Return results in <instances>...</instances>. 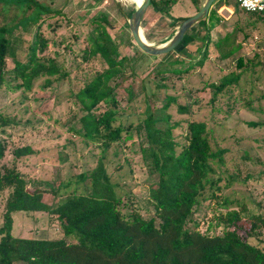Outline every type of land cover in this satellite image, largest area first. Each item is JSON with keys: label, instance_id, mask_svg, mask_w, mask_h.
Listing matches in <instances>:
<instances>
[{"label": "rangeland", "instance_id": "1", "mask_svg": "<svg viewBox=\"0 0 264 264\" xmlns=\"http://www.w3.org/2000/svg\"><path fill=\"white\" fill-rule=\"evenodd\" d=\"M197 1L200 7L204 0ZM216 1L211 9L216 8ZM134 2L51 0L49 6L58 14L40 28L43 38L47 39L40 54L52 58L61 72L49 76L48 83H45L46 76L35 78L27 90L12 91L10 88L19 80L5 72L14 62L26 61V46L34 26L14 33V50L5 57V72L0 80V112L9 120L0 130L4 147L0 165L13 166L29 192L34 188L44 190L40 201L49 210L13 211L10 234L73 240L63 234L57 217L50 211L65 195L57 196L50 190L77 182V191H85L87 187L77 181V176L94 169L101 154L102 167L116 192L132 199L128 202L143 217L150 216L152 206L147 188L155 181L156 174L139 153V148L146 144L142 120L148 109L155 126L174 124L170 131L176 143L185 141L188 121L203 122L210 150L219 152L211 161V180L217 179L214 187L219 189H213L214 197L193 207L192 223L196 222L204 230L218 216L225 218L227 211L237 212V219L227 228L264 249V24L228 6L230 11H217L218 21L208 31L201 19L169 53L149 55L136 47L129 34L126 14L135 6ZM233 2L228 0V5ZM149 11L150 8L140 23L142 36L145 42L158 46L168 41L176 30L178 24L173 20L194 14L196 7L190 0H179L157 19H152L155 17L149 16ZM94 19L108 21V32L118 56L128 59L122 80L128 86H115L113 94L116 115L124 125L131 124V138L111 143L107 148L82 137L80 115L84 111L74 95L90 76L104 68L94 58L81 59L84 38ZM219 41L218 47L214 45ZM231 44L238 49L229 57L221 58L220 53ZM237 58H241L240 66L236 65ZM231 72L239 74L237 81L216 90L220 79ZM110 85L114 83L111 81ZM179 108L186 112H180ZM103 110L102 103L92 109L95 114ZM22 146H28L31 153L14 157L13 150ZM9 193V188L0 192V225ZM229 201L231 205L227 206ZM186 222L188 229L192 223Z\"/></svg>", "mask_w": 264, "mask_h": 264}, {"label": "trees", "instance_id": "2", "mask_svg": "<svg viewBox=\"0 0 264 264\" xmlns=\"http://www.w3.org/2000/svg\"><path fill=\"white\" fill-rule=\"evenodd\" d=\"M50 1L0 0V80L5 72V57L14 50V33L25 32L34 26L31 41L26 46V61L14 62L5 72L19 80L10 88L12 91L29 89L33 80L40 76H46L45 83H48L49 76L61 72L52 58L40 54L47 41L40 28L58 14L50 8ZM178 1L150 0L149 16L152 14L155 17L152 19L163 16ZM190 1L197 11L198 1ZM233 1L228 5V0H217L216 8L210 7L203 18V28L208 31L215 26L219 17L216 9L220 5L230 6L233 11L242 10ZM134 7L126 15H130ZM245 13L264 24L262 13ZM183 18L176 17L173 22L177 25ZM90 23L93 26L85 35L81 59L94 58L104 68L90 76L74 95L84 111L80 115L82 137L107 148L111 143L131 138V124L124 125L116 115L113 94L115 86H128L122 84L123 69L128 59L118 56L108 32V21L94 19ZM219 43L214 42V45L218 47ZM237 49V45L231 44L225 52L220 53V57H229ZM202 59L203 56L198 62ZM241 64V58H237L236 65ZM238 76L233 72L224 75L215 89L220 90L236 82ZM111 81L114 85H110ZM98 103L103 104L104 110L95 114L92 109ZM179 111L186 112L184 108H179ZM154 123L147 109L142 120L146 144L139 148V153L143 162L156 174L155 181L147 188L151 215L143 217L128 202L132 199L123 198L122 193L116 192L102 167L101 154L94 169L77 176V181L83 182L87 190L78 192L77 182H71L73 187L68 182L50 190L57 196L65 195L50 211L57 217L63 234L73 237L71 241L13 237L10 234L13 211L44 212L49 208L40 201V194L44 190L34 188L29 192L13 166L6 168L0 165V192L5 188L10 189L0 225V264H264V249L245 241L235 230L227 228L237 219V212L227 211L225 218L218 216L214 223L208 222L204 230H200L196 222L192 223L193 207L214 197L213 189H219V186L214 187L217 179L211 180V161L218 157L219 152L210 150L205 124L188 121L185 141L176 143L170 131L174 124L162 127ZM8 124L7 116L0 112V130ZM250 124L257 125L254 122ZM122 133H126L124 137ZM3 152L0 139V159ZM30 153L28 146L13 150L16 158ZM126 194L130 196L128 192ZM226 205H231L230 201ZM186 221L190 225L192 223L188 229L185 227ZM262 224L264 226V220ZM255 226L253 223L252 227Z\"/></svg>", "mask_w": 264, "mask_h": 264}, {"label": "water", "instance_id": "3", "mask_svg": "<svg viewBox=\"0 0 264 264\" xmlns=\"http://www.w3.org/2000/svg\"><path fill=\"white\" fill-rule=\"evenodd\" d=\"M214 0H204L198 10L185 18H183L176 27L172 36L162 45L153 46L145 42L139 35L140 23L143 16L151 7L150 0H142L138 5H135L134 10L127 17V25L130 37L136 47L142 52L149 55H163L170 52L183 38L189 28L197 21L207 16L208 11Z\"/></svg>", "mask_w": 264, "mask_h": 264}, {"label": "built area", "instance_id": "4", "mask_svg": "<svg viewBox=\"0 0 264 264\" xmlns=\"http://www.w3.org/2000/svg\"><path fill=\"white\" fill-rule=\"evenodd\" d=\"M238 7L245 12H260L264 16V0H260L259 4L254 7L251 5H245L244 0H235Z\"/></svg>", "mask_w": 264, "mask_h": 264}, {"label": "clouds", "instance_id": "5", "mask_svg": "<svg viewBox=\"0 0 264 264\" xmlns=\"http://www.w3.org/2000/svg\"><path fill=\"white\" fill-rule=\"evenodd\" d=\"M245 5L255 6L260 3V0H244Z\"/></svg>", "mask_w": 264, "mask_h": 264}, {"label": "bare ground", "instance_id": "6", "mask_svg": "<svg viewBox=\"0 0 264 264\" xmlns=\"http://www.w3.org/2000/svg\"><path fill=\"white\" fill-rule=\"evenodd\" d=\"M131 2H133L134 0H130ZM142 2V0H135V2H134V5H138V4H140ZM139 35H140V37L144 40V38H143V36H142V30H141V28H139Z\"/></svg>", "mask_w": 264, "mask_h": 264}, {"label": "crops", "instance_id": "7", "mask_svg": "<svg viewBox=\"0 0 264 264\" xmlns=\"http://www.w3.org/2000/svg\"><path fill=\"white\" fill-rule=\"evenodd\" d=\"M222 9L229 10V9H228V6H226V5H220V6L217 7L216 10L219 11V10H222ZM229 11H230V10H229ZM218 13H219V12H218Z\"/></svg>", "mask_w": 264, "mask_h": 264}]
</instances>
